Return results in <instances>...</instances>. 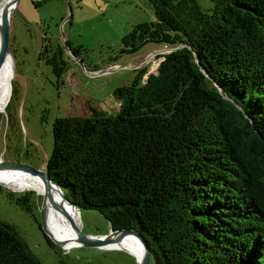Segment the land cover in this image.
I'll list each match as a JSON object with an SVG mask.
<instances>
[{
  "label": "trees",
  "instance_id": "trees-1",
  "mask_svg": "<svg viewBox=\"0 0 264 264\" xmlns=\"http://www.w3.org/2000/svg\"><path fill=\"white\" fill-rule=\"evenodd\" d=\"M209 1L147 0L153 20L120 52L166 47L155 71L113 89L115 113L51 123L50 179L78 212L137 230L154 264H264V0ZM43 59L61 81V48ZM1 191L32 215L31 191ZM0 264H40L2 220Z\"/></svg>",
  "mask_w": 264,
  "mask_h": 264
},
{
  "label": "rangeland",
  "instance_id": "rangeland-1",
  "mask_svg": "<svg viewBox=\"0 0 264 264\" xmlns=\"http://www.w3.org/2000/svg\"><path fill=\"white\" fill-rule=\"evenodd\" d=\"M5 1L0 0V14ZM195 1L201 9L210 5L209 0ZM152 20L147 0H18L8 22L10 63L12 60L9 83L13 95L9 103V93L8 102L0 112V161L44 170L55 117L85 115L88 105L106 114L115 113L118 103L112 91L127 84L134 74L123 66L142 61L154 50H163L161 54L167 50L146 43L136 52H120V38L131 25ZM65 41L71 48L80 47L77 56L66 51ZM55 46L61 48V58L67 63L58 83L43 59ZM158 62L154 58L146 59L142 65L146 72H154ZM110 64L122 67L95 76L88 74ZM1 186L13 192H32L34 208L30 215L1 191L0 220L13 225L40 264H138L136 256L126 249L83 243L63 247L40 228L42 193L30 188ZM66 217L68 221V213ZM76 222L84 236L104 238L109 230L107 221L95 210H81ZM43 235L53 246L47 244ZM148 264H154L152 258Z\"/></svg>",
  "mask_w": 264,
  "mask_h": 264
},
{
  "label": "bare ground",
  "instance_id": "bare-ground-1",
  "mask_svg": "<svg viewBox=\"0 0 264 264\" xmlns=\"http://www.w3.org/2000/svg\"><path fill=\"white\" fill-rule=\"evenodd\" d=\"M8 55L0 67V112H2L8 102L10 93V77L12 71V60ZM0 182L6 186H13L18 189L30 188L37 193L47 194L50 198L45 204L44 226L50 236L65 247L80 244L77 239L76 231L67 221L70 219L76 226L77 210L71 208L60 199L57 190L53 186L46 187L38 175L31 174L20 169H0ZM75 221V222H74ZM102 238V237H101ZM109 241L102 247L121 248L131 251L137 258L142 255L141 244L132 235H127L122 239L116 240L114 236H109Z\"/></svg>",
  "mask_w": 264,
  "mask_h": 264
},
{
  "label": "water",
  "instance_id": "water-1",
  "mask_svg": "<svg viewBox=\"0 0 264 264\" xmlns=\"http://www.w3.org/2000/svg\"><path fill=\"white\" fill-rule=\"evenodd\" d=\"M18 0H6L3 5L1 6V14H0V67L3 64L4 60L8 55H10L9 46H8V22L9 17L12 13L13 7L15 6L16 2ZM172 48L168 49L171 50ZM78 63L81 64V61L78 60ZM0 121H1V115H0ZM0 169H20L27 171L31 174L38 175L41 180L43 181L44 185L46 187L53 186L58 192V195L61 200H63L67 205H69L71 208L78 209L71 204L64 196L63 192L61 191L60 187L55 184L47 174L46 170H37L29 165L22 164L19 162H12V161H0ZM5 185L4 183L0 182V186ZM50 198L47 194L42 195L40 208H39V220H40V228L43 233H45L47 236L50 237V234L46 231L44 226V209L45 204L49 202ZM70 226L76 231L77 233V239L79 243H83L84 245L88 246H103L109 241V236H114L116 240L122 239L123 237L127 235H132L136 238V240L141 244L142 247V255L138 261V264H148L149 259L151 258L149 249L147 247V243L142 237V235L135 229L132 228H124V229H117L112 230L109 228L108 233L103 235L104 238L100 237H89L82 235L78 228L73 224V222L68 219ZM58 242V241H57ZM60 244V242H59Z\"/></svg>",
  "mask_w": 264,
  "mask_h": 264
},
{
  "label": "built area",
  "instance_id": "built-area-1",
  "mask_svg": "<svg viewBox=\"0 0 264 264\" xmlns=\"http://www.w3.org/2000/svg\"><path fill=\"white\" fill-rule=\"evenodd\" d=\"M162 51L161 50H154L152 52H149V53L146 54V56L144 57V59L142 61H139L137 63H131V64H128V65L123 66V67H127V68H130L132 70H135V69L143 66L142 63L145 62L146 59H153L154 58V59H157V61H160V59H161L160 55H161ZM119 67H122V66H119V65H116V64H110V65L106 66L104 69H101V70H98V71H94V70L93 71H88V74L90 76H95V75H98V74H101V73L110 72V71H112L114 69H117Z\"/></svg>",
  "mask_w": 264,
  "mask_h": 264
},
{
  "label": "flooded vegetation",
  "instance_id": "flooded-vegetation-1",
  "mask_svg": "<svg viewBox=\"0 0 264 264\" xmlns=\"http://www.w3.org/2000/svg\"><path fill=\"white\" fill-rule=\"evenodd\" d=\"M67 51V50H66ZM68 52V51H67ZM79 59H75V62H77ZM82 67V66H81ZM84 69V68H83Z\"/></svg>",
  "mask_w": 264,
  "mask_h": 264
},
{
  "label": "crops",
  "instance_id": "crops-1",
  "mask_svg": "<svg viewBox=\"0 0 264 264\" xmlns=\"http://www.w3.org/2000/svg\"><path fill=\"white\" fill-rule=\"evenodd\" d=\"M161 49V48H160ZM158 50V49H157Z\"/></svg>",
  "mask_w": 264,
  "mask_h": 264
}]
</instances>
